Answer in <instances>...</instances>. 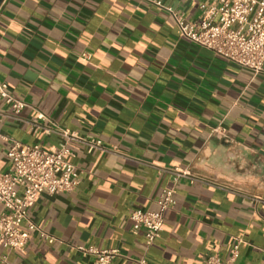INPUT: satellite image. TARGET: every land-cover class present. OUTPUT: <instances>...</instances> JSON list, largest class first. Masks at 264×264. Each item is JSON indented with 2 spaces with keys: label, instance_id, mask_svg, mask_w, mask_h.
<instances>
[{
  "label": "crops",
  "instance_id": "obj_1",
  "mask_svg": "<svg viewBox=\"0 0 264 264\" xmlns=\"http://www.w3.org/2000/svg\"><path fill=\"white\" fill-rule=\"evenodd\" d=\"M203 1L163 4L194 22ZM0 81L26 102L16 116L0 103V172L13 141L64 143L79 170L74 190L27 209L52 241L0 244L1 264H92L77 246L116 249L110 264H264V73L180 37L142 0H2ZM54 125L102 147L47 133ZM167 188L175 204L147 245L130 214L156 211Z\"/></svg>",
  "mask_w": 264,
  "mask_h": 264
},
{
  "label": "built area",
  "instance_id": "obj_2",
  "mask_svg": "<svg viewBox=\"0 0 264 264\" xmlns=\"http://www.w3.org/2000/svg\"><path fill=\"white\" fill-rule=\"evenodd\" d=\"M166 9L174 18L177 33L201 47L250 69L254 74L264 73V0H204L196 21L186 20L182 14L165 6L163 0H142ZM88 58L87 54L82 55ZM0 103L16 116L26 102L15 97L7 84L0 81ZM38 113L37 118H42ZM38 126H31L36 131ZM65 141L82 143L90 152L101 148L100 140L81 137L77 133L54 125L46 129ZM213 133L225 142H231L221 127ZM8 167L0 172V244L11 250H22L29 240L38 234L52 241L27 219V209L39 194L55 195L70 192L78 184L79 170L70 161L71 151L63 143L48 149L38 144H21L13 141L6 153ZM177 174L174 180H177ZM175 204L174 189H163L156 211L141 209L130 214L133 232L143 230L145 242L150 245L163 230L164 211ZM26 222V229L21 225ZM84 256H92V264H110L119 254L116 249H97L93 246H77ZM236 253V246L233 255ZM0 257V264L5 262ZM139 264H150L145 258ZM206 264H225L219 256L211 255Z\"/></svg>",
  "mask_w": 264,
  "mask_h": 264
},
{
  "label": "water",
  "instance_id": "obj_3",
  "mask_svg": "<svg viewBox=\"0 0 264 264\" xmlns=\"http://www.w3.org/2000/svg\"><path fill=\"white\" fill-rule=\"evenodd\" d=\"M2 0H0V3H1Z\"/></svg>",
  "mask_w": 264,
  "mask_h": 264
}]
</instances>
